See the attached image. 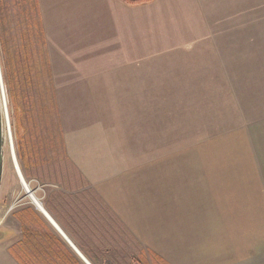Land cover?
<instances>
[{
    "label": "crops",
    "instance_id": "obj_1",
    "mask_svg": "<svg viewBox=\"0 0 264 264\" xmlns=\"http://www.w3.org/2000/svg\"><path fill=\"white\" fill-rule=\"evenodd\" d=\"M16 1L28 33L37 27L46 36L58 122L46 136L35 124L22 128L26 185L12 171L3 193V177L0 264H197L166 243L209 240L202 229L219 216L242 218L248 243L205 251L200 263L264 264V119L197 144L163 140L151 157L161 123L148 124V142L143 118L129 121V107L113 100L145 96L142 75H133L143 58L128 57L143 46L127 42L144 27L145 5Z\"/></svg>",
    "mask_w": 264,
    "mask_h": 264
},
{
    "label": "rangeland",
    "instance_id": "obj_2",
    "mask_svg": "<svg viewBox=\"0 0 264 264\" xmlns=\"http://www.w3.org/2000/svg\"><path fill=\"white\" fill-rule=\"evenodd\" d=\"M157 1V8L146 4L141 12L139 9L144 27L127 37L128 45L139 42L143 46L142 51L129 48L128 57L143 58L133 67V75H142L145 96L113 99L115 106L120 100V106L129 107V121H135V113L143 118L148 142L152 134L148 124L153 118L157 125L161 123V145L148 147L153 150L149 155L154 157L166 147L163 140L177 139V147L197 144L264 119V0ZM18 6L16 0H0L4 23L0 28V92L4 89L9 108V120L4 117L3 193L10 173L16 172L9 126L20 167L22 128L35 124L32 128L46 136L58 122L54 84L48 77L52 70L46 36L37 27L28 33L31 30L24 19L19 22L15 15ZM209 214L214 217L218 212L209 210ZM215 222L209 221L208 232L202 229L207 241L166 244L178 255L193 254L192 260L201 264L204 258L200 255L205 251L242 249L248 243L243 236L249 234V226L239 224L242 218L219 216L218 224H212ZM193 233L191 237H200Z\"/></svg>",
    "mask_w": 264,
    "mask_h": 264
},
{
    "label": "water",
    "instance_id": "obj_3",
    "mask_svg": "<svg viewBox=\"0 0 264 264\" xmlns=\"http://www.w3.org/2000/svg\"><path fill=\"white\" fill-rule=\"evenodd\" d=\"M2 94H3V90L0 92V189L3 181L4 159H5L4 108L2 103ZM23 183L25 184L24 181Z\"/></svg>",
    "mask_w": 264,
    "mask_h": 264
},
{
    "label": "bare ground",
    "instance_id": "obj_4",
    "mask_svg": "<svg viewBox=\"0 0 264 264\" xmlns=\"http://www.w3.org/2000/svg\"><path fill=\"white\" fill-rule=\"evenodd\" d=\"M0 76H1V66H0ZM1 87L3 88V82H2V78H1ZM0 87V89H2ZM3 92H4V89H3ZM2 97H3V108L4 107H6V111H7V120H9V113H8V109L9 108H7V103H6V99H5V92H4V95L2 94ZM4 112H5V110H4ZM9 134H10V141H11V153H12V157H13V162H14V164H15V169H16V172H17V174H18V178H20L21 179V182L22 181H24V179H23V176H22V172H21V169H20V167H19V164H18V160H17V157H16V152H15V148H14V144H13V137H12V134H11V128H10V126H9ZM29 186V185H28ZM32 195V194H31ZM36 202V201H35Z\"/></svg>",
    "mask_w": 264,
    "mask_h": 264
},
{
    "label": "trees",
    "instance_id": "obj_5",
    "mask_svg": "<svg viewBox=\"0 0 264 264\" xmlns=\"http://www.w3.org/2000/svg\"><path fill=\"white\" fill-rule=\"evenodd\" d=\"M129 6H141L154 2L155 0H121Z\"/></svg>",
    "mask_w": 264,
    "mask_h": 264
},
{
    "label": "built area",
    "instance_id": "obj_6",
    "mask_svg": "<svg viewBox=\"0 0 264 264\" xmlns=\"http://www.w3.org/2000/svg\"><path fill=\"white\" fill-rule=\"evenodd\" d=\"M3 94H4V92H3ZM4 110H5V112H4V117L6 116L7 117V111H6V107H4ZM12 154V153H11Z\"/></svg>",
    "mask_w": 264,
    "mask_h": 264
}]
</instances>
